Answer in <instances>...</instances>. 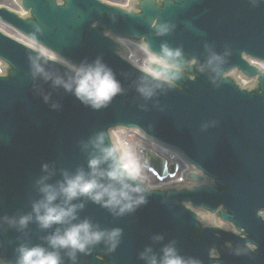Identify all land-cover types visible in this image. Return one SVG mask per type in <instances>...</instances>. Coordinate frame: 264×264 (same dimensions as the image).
Masks as SVG:
<instances>
[{
  "label": "water",
  "instance_id": "95a60500",
  "mask_svg": "<svg viewBox=\"0 0 264 264\" xmlns=\"http://www.w3.org/2000/svg\"><path fill=\"white\" fill-rule=\"evenodd\" d=\"M18 1L29 17L0 7L1 21L74 64L101 58L125 92L107 107L93 110L50 82L33 81V61L52 73L63 75L65 69L0 32V58L9 66L7 75L0 76V217L32 211V203L40 198L36 181L47 175L43 164L54 170L48 183H55L62 171L87 169L88 153L81 144L89 137L118 125L140 128L203 174L189 173L187 179L205 184L153 189L147 203L120 217L90 200L74 201L84 203L79 219L122 229L114 251L100 244L90 254H78L77 264H145L139 254L146 246L159 254L170 241L182 256L200 264L213 262L210 247L217 248L218 264H264V220L257 214L264 208V72L243 57L264 62V2L138 0L134 12L100 0ZM165 22L175 27L157 35L154 25ZM107 31L146 40L155 52L163 44L179 48L184 62L197 63L183 66L171 87L165 85L145 100L135 89L142 72L119 55L121 48L104 34ZM212 53L223 57V63L213 66L218 71L207 66ZM232 68L256 76L257 85L241 88L227 74ZM34 83L51 94L49 103L37 94ZM52 102L60 107L53 109ZM142 158L160 176L166 173L165 160L155 153L145 149ZM174 168L170 166L169 173ZM184 203L211 212L218 208L219 217L232 222L244 237L209 224L201 227ZM55 227L42 230L33 221L18 230L0 221V261L15 264L20 244L46 246L44 237ZM156 235L164 239L154 241ZM64 264H71L66 256Z\"/></svg>",
  "mask_w": 264,
  "mask_h": 264
},
{
  "label": "clouds",
  "instance_id": "9594fccd",
  "mask_svg": "<svg viewBox=\"0 0 264 264\" xmlns=\"http://www.w3.org/2000/svg\"><path fill=\"white\" fill-rule=\"evenodd\" d=\"M264 0H253V3ZM157 35L167 34L175 25L165 22L154 25ZM118 43L128 49L125 59L140 69L142 76L135 89L139 95L149 100L165 85L171 87L179 78V70L183 66L196 64L192 59L184 62L182 50L172 49L167 44L161 46L160 52L151 49L150 44L141 39L134 47H130L126 39L120 38ZM228 53H225L227 56ZM65 69L63 75L52 73L36 61L32 62L31 75L50 82L52 88H62L66 93L75 96L82 104L100 110L107 107L112 100L125 92L113 71L97 58L89 63L79 65L58 56H50ZM223 63V57L212 53L207 66L218 71L214 65ZM199 70L204 71V66ZM34 89L41 95L45 103L51 100V94L45 93L34 83ZM53 109L60 107L52 102ZM133 133L143 136L140 128ZM124 126L109 127L97 132L82 142V150L88 153L87 169L77 168L74 172L62 171V179L48 183L54 170L48 164L42 165L47 173L36 181L40 198L32 203V211L19 217H0V221L18 230L27 228L35 221L40 229L47 230L54 226L55 230L44 237L46 246L41 244H20L16 249L15 264H64L66 256L71 264H77L78 254H90L94 247L103 244L108 252L114 251L120 243L122 229H104L90 219H79L78 212L84 203H74L82 198L92 201L120 217L134 212L147 203V195L154 189L147 170L148 161L138 156L124 137L131 135ZM154 241H162V235L152 237ZM63 253V255H62ZM145 264H200L192 257H184L179 253L175 241L164 244L159 254L152 247L146 246L139 254Z\"/></svg>",
  "mask_w": 264,
  "mask_h": 264
},
{
  "label": "rangeland",
  "instance_id": "374dc122",
  "mask_svg": "<svg viewBox=\"0 0 264 264\" xmlns=\"http://www.w3.org/2000/svg\"><path fill=\"white\" fill-rule=\"evenodd\" d=\"M107 1L118 2V3L123 2V0H107ZM0 4L5 5V6L8 5V7L12 8V9H16V7H17V5L15 4V2L13 0H0ZM0 28L3 29L4 31H7L8 33L15 36L16 38L27 42L26 40H24L22 38V36H20L15 31H13V30H11V29H9V28L1 25V24H0ZM27 43H29V42H27ZM124 139H126L127 142L133 147V149L136 151L138 156H141V150L142 149H149V150L159 154L160 156L164 157L167 161L178 164V171L173 175H169V176L165 177V179L159 178L153 171L148 169L147 175L149 176L150 181L153 185L159 184L162 182H168V181L176 180L179 177V174L183 170V165L180 163V161L177 160L178 158L174 154H172L169 151L162 150L161 148H159L158 146H156L152 143L144 141L143 139H141L139 136L135 135L134 133L131 135H126L124 137Z\"/></svg>",
  "mask_w": 264,
  "mask_h": 264
},
{
  "label": "bare ground",
  "instance_id": "6f19581e",
  "mask_svg": "<svg viewBox=\"0 0 264 264\" xmlns=\"http://www.w3.org/2000/svg\"><path fill=\"white\" fill-rule=\"evenodd\" d=\"M21 11V10H20ZM22 12V11H21Z\"/></svg>",
  "mask_w": 264,
  "mask_h": 264
}]
</instances>
